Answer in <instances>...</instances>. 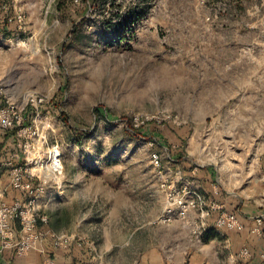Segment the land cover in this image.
<instances>
[{
  "label": "rangeland",
  "instance_id": "1",
  "mask_svg": "<svg viewBox=\"0 0 264 264\" xmlns=\"http://www.w3.org/2000/svg\"><path fill=\"white\" fill-rule=\"evenodd\" d=\"M0 85L38 99L8 131L44 164L28 165L43 183L38 227L94 242L106 264L140 255L130 243L145 234L130 228L163 213L177 165L213 167L222 187L264 184V0H0ZM197 217L169 224L201 243L213 229L194 233Z\"/></svg>",
  "mask_w": 264,
  "mask_h": 264
},
{
  "label": "crops",
  "instance_id": "2",
  "mask_svg": "<svg viewBox=\"0 0 264 264\" xmlns=\"http://www.w3.org/2000/svg\"><path fill=\"white\" fill-rule=\"evenodd\" d=\"M16 136L0 130V196L9 203L22 197L10 184L12 166L19 165L24 159L20 148H17L20 140H15ZM11 142L16 144L10 145ZM11 158L14 163L10 162ZM177 166L181 187L188 185L197 189L205 194L210 203L218 206L208 219L211 228H215V222L223 211L236 215L241 227L223 228L221 233L213 231L207 239L198 243L191 236L186 222L163 224L157 220L162 213L156 219L150 215L139 229L130 228L129 233L133 237L145 234V245L137 247L132 241L130 248L140 249L141 252L137 259H130L126 264H264V184L254 183L246 189L222 187L216 182L213 167L198 169L187 163ZM197 215L193 211L189 218L195 219ZM12 227L16 241L22 236L21 227L18 222H13ZM173 229L179 232L171 240L169 234ZM39 230L45 236L31 251L20 255L15 247H7L0 253V264H106L105 255H94V242L76 238L77 234L73 233L60 246H55L49 233H58L59 230L51 226H40ZM246 249L249 255H243Z\"/></svg>",
  "mask_w": 264,
  "mask_h": 264
},
{
  "label": "built area",
  "instance_id": "3",
  "mask_svg": "<svg viewBox=\"0 0 264 264\" xmlns=\"http://www.w3.org/2000/svg\"><path fill=\"white\" fill-rule=\"evenodd\" d=\"M38 105L36 95L29 94L24 98L22 103H16L6 95V90L0 85V130L9 131L16 127L22 126L26 119L29 108H35ZM29 107V108H28ZM19 136L21 133L17 132ZM20 153L23 155L25 164L14 165L11 168V187L19 191L21 196H26V200L22 197L15 199L12 203L7 202L0 196V253L7 247H15L16 252L20 255L26 254L34 248V245L40 241L45 234L40 232L39 223L46 222L45 216L41 217L37 214L38 207L36 205L38 196L43 192V183L41 178H35L33 171H29L28 165L42 163V158H37L31 154V146L27 142L19 143ZM53 150L49 152V165L45 169L48 170L52 177L61 174L62 162L61 153ZM30 154L32 157H30ZM151 163L155 170L161 176H164V164L162 157L158 152L151 154ZM9 165L12 163L9 162ZM42 167L44 164L42 163ZM166 205L162 215L158 221L169 224L175 219H180L189 223V214L197 211V220L193 222L194 233L201 234L206 229H213L208 224V219L211 212L218 206L215 203H210L200 191L188 185L183 187L167 186ZM13 222H18L21 227L22 236L15 241V233L12 227ZM191 222V221H190ZM241 227L238 217L234 214L223 211L218 216L215 222L213 231L222 232L223 228L236 229ZM55 246H60L63 242L62 237L55 232L49 233ZM243 255H249L248 250L243 251ZM264 258V255H263Z\"/></svg>",
  "mask_w": 264,
  "mask_h": 264
},
{
  "label": "trees",
  "instance_id": "4",
  "mask_svg": "<svg viewBox=\"0 0 264 264\" xmlns=\"http://www.w3.org/2000/svg\"><path fill=\"white\" fill-rule=\"evenodd\" d=\"M95 111H96L97 113H100V112L102 113V111H101L100 108H96ZM9 131H10V130H9ZM136 133H137V132H136ZM8 134H9V132H8ZM5 136L7 137L8 135H5Z\"/></svg>",
  "mask_w": 264,
  "mask_h": 264
}]
</instances>
